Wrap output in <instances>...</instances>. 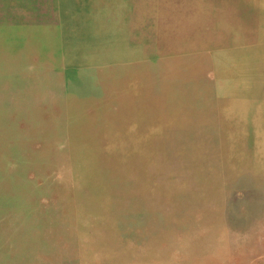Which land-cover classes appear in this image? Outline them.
<instances>
[{
  "label": "rangeland",
  "instance_id": "374dc122",
  "mask_svg": "<svg viewBox=\"0 0 264 264\" xmlns=\"http://www.w3.org/2000/svg\"><path fill=\"white\" fill-rule=\"evenodd\" d=\"M171 60L181 66L173 75ZM250 60L264 63V0H0V264H108L82 257L77 231L107 224L119 231L108 238L117 250L132 246L130 259L153 236L215 224L221 246L170 251L163 264H264V171L231 173L219 149L221 104ZM169 103L179 108L166 115ZM73 142L86 146L85 166L116 144L133 148L127 161L97 162L77 186ZM155 167L167 191L186 174L197 188L175 194L176 206H152L151 192L135 189ZM78 188L106 191L112 220L74 207Z\"/></svg>",
  "mask_w": 264,
  "mask_h": 264
},
{
  "label": "bare ground",
  "instance_id": "6f19581e",
  "mask_svg": "<svg viewBox=\"0 0 264 264\" xmlns=\"http://www.w3.org/2000/svg\"><path fill=\"white\" fill-rule=\"evenodd\" d=\"M206 57H207V54H203L200 56L201 64H204ZM187 63L190 64L191 63L190 60H187ZM170 64L172 68H169V75L178 73L181 70L180 68L181 66L177 63L176 60H171ZM239 69H240V74L234 77V82L238 80L240 84L235 86L233 91L232 89L228 91L226 100L223 101L221 104L222 109H224L223 116L225 118V121H224L225 130L223 133V137H222L219 149H221V152H223V155H222L223 160L226 162L229 170L232 169L230 171L231 173H236L237 171H239L240 168H244V169L247 168L248 170H252V169L256 170L257 168H261L264 171V63L258 64L257 66L256 63L250 60L249 65L246 66V63L241 64L239 66ZM181 94L185 95L184 93H181ZM157 98H159V101H160V100H165L167 97L162 96V97H157ZM178 108H179V104L174 105V103H169L167 106L165 105L163 112L166 115H170L172 112H174ZM229 123H232V124L229 125ZM74 133L76 135L74 136L73 140H78L81 143V140H84L81 137L82 135L78 134V130H75ZM150 136L154 137L155 140L158 141V138L156 139L155 134H151ZM122 140L123 141L121 142L128 141L126 138H123ZM246 140L249 142L248 143L249 146H247L245 150L242 149L241 152H234L236 143L237 142L242 143L243 141L245 143ZM74 144H76L74 145V150H73L74 159L72 160V162L70 161V164L73 163L72 166H76L75 167L76 169H73L72 171H70V177H73L77 181V186H83V184L85 185L86 183L85 180H86L87 175H93L95 173V167L97 165L96 164L97 162H100L103 160H109V159H111L113 162L127 161L125 159V156L133 148L132 145L120 147L118 144H116V147L114 149L109 148V150L103 156L99 158H96V156L91 157V159H89V162L85 166L84 155L86 153V146H82V145L79 146L78 145L79 143H74ZM143 145L149 146L147 144L146 138L143 141ZM155 146L157 148L159 146V143L155 142ZM107 153H109L111 156L106 157ZM248 154L250 156L249 161L246 159ZM78 155H80V158L82 157V159L81 160L79 159V161H77ZM120 156L122 157V160L120 159L121 158ZM145 156L152 157L151 155H145ZM155 159L156 157L154 155L149 160L153 162L155 161ZM199 159H203V157H199ZM139 160H145V159L140 158ZM212 160L215 161L216 159L214 158ZM206 165L207 167H210L211 163H208L206 161ZM241 170L243 171V169ZM150 171H152V169L151 170L149 169L145 174H142L143 177L145 178L148 172ZM170 172H172V170H170ZM180 172H182V170H180ZM158 173H159V169L155 167L153 170V173L149 174L146 179L148 181L150 179L152 180V182L149 183L147 181L145 182V184L139 187L137 186L138 188L135 189L136 191H138V189L141 190L143 188L147 191H150L151 194L148 199L152 201V202H149L152 206H155V203H157L158 200L161 198L166 200V202L170 203V205L176 206L179 203V198L178 200H176L174 196L175 194H177L180 191L181 192H183L184 190L189 191V190L197 188V186H195V184L191 182V179L186 174L187 177L180 179L179 181L171 184L169 191H167L166 187L168 186L169 182L166 183L164 181H157V179L161 178L160 176H155ZM217 177L218 176H216V179ZM213 181H215V179ZM74 195L76 198V204L74 207H77L79 209L102 211L104 213L103 216L101 217L104 220L103 223H108L112 220L106 214L107 207L110 204L109 199L106 195V191L103 190L99 193L88 194L84 192L82 189L80 190L78 188L75 190ZM55 218L57 217L55 216ZM59 220L62 222L61 224L65 225L64 223H67V220H68L67 215L66 216L61 215ZM212 220L213 222L214 221L219 222L220 221L219 215L214 214V217ZM101 225H102V222H101ZM119 225H122V224H119ZM215 226H216L215 224L214 226L213 225L207 226L203 230H200V231L198 228H196V229H193L192 231L185 232V233L170 231L169 233L164 232L161 235L153 236L149 238V248L143 249L141 254H139V257H133V259H130L128 255L132 252V249L130 248L132 246L129 245V248H125L119 251L115 248L113 242H110V240H108V238L110 237L119 235L118 230L116 231V235L112 234L111 231L110 233H108L107 229L110 227V225L107 224V225L99 226L96 230L92 232H89L80 227H77L78 228L77 231L80 232L81 239H82L81 245H80L82 257H84L87 261L93 258H94L93 259L94 261L95 258H99L103 260L102 262H105L108 260L110 264H118L120 260H118L117 258H121V262H119V264H126L129 261L136 262V260L142 258L145 261L153 260V261H157L158 264H163L165 262V258L168 257V254L170 251H171L170 254L180 253L181 255L185 257H190V256L192 257V256L202 255L207 250H212L214 248L221 246V243L219 245L218 244L219 242L214 241V231L216 230ZM56 229H57V226H56ZM63 229L60 228L59 231L57 230L58 233H61ZM120 231L124 232L123 230H120ZM135 233L136 232L134 231V234ZM138 237H142V236H138ZM142 238L144 239V237ZM172 251H175V252H172Z\"/></svg>",
  "mask_w": 264,
  "mask_h": 264
}]
</instances>
